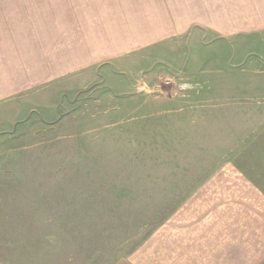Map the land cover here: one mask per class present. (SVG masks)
Returning a JSON list of instances; mask_svg holds the SVG:
<instances>
[{
	"label": "rangeland",
	"instance_id": "1",
	"mask_svg": "<svg viewBox=\"0 0 264 264\" xmlns=\"http://www.w3.org/2000/svg\"><path fill=\"white\" fill-rule=\"evenodd\" d=\"M21 1L29 57L58 35L61 75L0 108V264H113L176 206L183 161L241 139L243 100L264 96V29L148 42L163 0ZM69 33L124 52L62 70Z\"/></svg>",
	"mask_w": 264,
	"mask_h": 264
},
{
	"label": "crops",
	"instance_id": "2",
	"mask_svg": "<svg viewBox=\"0 0 264 264\" xmlns=\"http://www.w3.org/2000/svg\"><path fill=\"white\" fill-rule=\"evenodd\" d=\"M163 6L164 33H148V42L192 27L222 36L264 29V0H163ZM154 19L149 15L147 22ZM80 37L87 42L86 35ZM95 44L93 51L85 44L77 49L75 33H69L62 70L74 71L124 52L106 36ZM39 51L29 57L27 7L21 0H0V108L61 75L58 35L52 33L50 47ZM243 101L238 113L244 123L238 131L241 139L232 141L229 136L226 157H218L225 148L213 147L211 140L206 143L210 155L200 150L178 164L177 182L182 184L172 192L178 203L135 249L113 264L264 262V96Z\"/></svg>",
	"mask_w": 264,
	"mask_h": 264
},
{
	"label": "clouds",
	"instance_id": "3",
	"mask_svg": "<svg viewBox=\"0 0 264 264\" xmlns=\"http://www.w3.org/2000/svg\"><path fill=\"white\" fill-rule=\"evenodd\" d=\"M179 87L181 89H190L192 87V85L188 84V83H184V84H180Z\"/></svg>",
	"mask_w": 264,
	"mask_h": 264
}]
</instances>
